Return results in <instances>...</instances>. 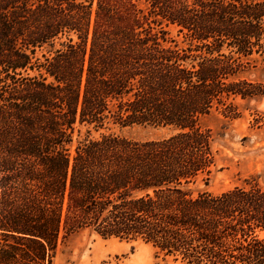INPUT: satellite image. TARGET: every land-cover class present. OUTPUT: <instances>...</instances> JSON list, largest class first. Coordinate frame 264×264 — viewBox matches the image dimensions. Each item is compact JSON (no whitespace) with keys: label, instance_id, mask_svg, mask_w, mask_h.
Listing matches in <instances>:
<instances>
[{"label":"trees","instance_id":"obj_1","mask_svg":"<svg viewBox=\"0 0 264 264\" xmlns=\"http://www.w3.org/2000/svg\"><path fill=\"white\" fill-rule=\"evenodd\" d=\"M256 55L264 0H0V264H55L83 231L185 264H264L260 176L195 193L217 164L203 120L264 94L237 78ZM133 124L171 133L110 132Z\"/></svg>","mask_w":264,"mask_h":264},{"label":"rangeland","instance_id":"obj_2","mask_svg":"<svg viewBox=\"0 0 264 264\" xmlns=\"http://www.w3.org/2000/svg\"><path fill=\"white\" fill-rule=\"evenodd\" d=\"M168 44L177 42L186 46L174 26L166 27ZM237 78L264 85V58L256 55ZM239 111L231 117L222 110L215 111L203 120L215 138L217 164L209 182L204 181L197 191L220 193L237 185H245L253 176H260L264 186V94L232 99ZM110 132L135 140H149L168 136L170 128L150 124L127 126L112 125ZM98 136V132H94ZM85 136L75 132L73 145ZM55 264H185L164 258L156 249L142 241H127L118 238H103L88 231L79 232L61 241Z\"/></svg>","mask_w":264,"mask_h":264}]
</instances>
